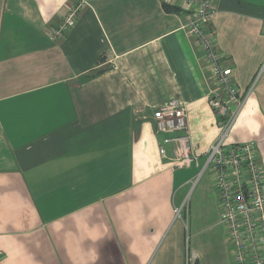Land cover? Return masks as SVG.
<instances>
[{"label":"crops","instance_id":"1","mask_svg":"<svg viewBox=\"0 0 264 264\" xmlns=\"http://www.w3.org/2000/svg\"><path fill=\"white\" fill-rule=\"evenodd\" d=\"M185 18L163 0H0V264H232L209 173L158 152L170 98L201 160L218 135ZM210 28L245 95L227 142H254L264 173V0H215Z\"/></svg>","mask_w":264,"mask_h":264},{"label":"built area","instance_id":"2","mask_svg":"<svg viewBox=\"0 0 264 264\" xmlns=\"http://www.w3.org/2000/svg\"><path fill=\"white\" fill-rule=\"evenodd\" d=\"M163 1L186 12L183 29L203 53L210 75L208 102L216 118L218 135L201 160L190 142L186 108L178 99L170 98L152 114L155 131L161 135L159 155L171 169L195 166L200 168L198 177L209 173L232 264H264V173L254 142H227L245 95L234 82L233 69L225 64L210 28L215 0ZM77 11L76 7L68 9L62 21L48 31L50 40L59 39L64 30L75 24ZM263 69L264 61L259 71ZM185 209V203L174 206L175 217L182 218ZM195 260L192 255L187 264H195Z\"/></svg>","mask_w":264,"mask_h":264},{"label":"rangeland","instance_id":"3","mask_svg":"<svg viewBox=\"0 0 264 264\" xmlns=\"http://www.w3.org/2000/svg\"><path fill=\"white\" fill-rule=\"evenodd\" d=\"M201 165H202V162H201ZM201 165H200V167H201ZM197 169V173H198V171L200 170V168H196ZM225 231V230H224ZM226 235V234H225ZM229 251H230V248H229ZM231 258V257H230Z\"/></svg>","mask_w":264,"mask_h":264},{"label":"trees","instance_id":"4","mask_svg":"<svg viewBox=\"0 0 264 264\" xmlns=\"http://www.w3.org/2000/svg\"><path fill=\"white\" fill-rule=\"evenodd\" d=\"M96 72H99V70H98V71H96Z\"/></svg>","mask_w":264,"mask_h":264}]
</instances>
